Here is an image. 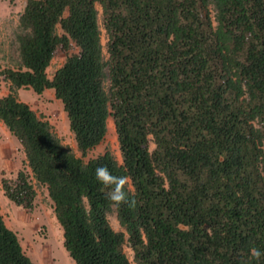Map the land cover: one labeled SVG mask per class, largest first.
I'll return each mask as SVG.
<instances>
[{
  "label": "trees",
  "instance_id": "trees-1",
  "mask_svg": "<svg viewBox=\"0 0 264 264\" xmlns=\"http://www.w3.org/2000/svg\"><path fill=\"white\" fill-rule=\"evenodd\" d=\"M16 43L0 120L27 168L2 189L26 212L46 189L75 264H264L250 257L264 252V0H27ZM21 89L55 92L81 157ZM110 120L122 161L86 160ZM102 165L130 178L136 206L111 210L125 232L105 215ZM0 264H35L1 209Z\"/></svg>",
  "mask_w": 264,
  "mask_h": 264
},
{
  "label": "rangeland",
  "instance_id": "rangeland-1",
  "mask_svg": "<svg viewBox=\"0 0 264 264\" xmlns=\"http://www.w3.org/2000/svg\"><path fill=\"white\" fill-rule=\"evenodd\" d=\"M26 3L27 0H0V70L14 67L18 59L16 34L19 31V18L26 7ZM98 9L102 25L101 7L98 6ZM102 42L104 53L106 54L107 39L105 31H103ZM65 61L66 55L59 52L48 70L50 78L63 66ZM0 87H3L5 91H9L8 86L1 84ZM18 97L22 102L31 106L38 116L51 124L54 133L62 140L65 146L78 157L82 156L77 149L74 135L70 131L69 120L64 111V106L56 98L53 90L39 95L31 89H21L18 91ZM13 139V142H9L2 134L0 135L1 144L8 142L11 145L10 149H6V152L4 151L5 153L0 147V206L3 208L2 214L6 224L18 234L24 250L35 264H75L64 247L63 230L56 220L53 202L49 198L46 189L38 187V198L35 209L32 212L24 211L4 195L2 179L15 177L18 172V167L14 169L13 173L8 172L6 168L7 162L12 158L15 149H21L22 147L15 137ZM11 149L13 152H10ZM107 150L113 152L119 162L122 161L115 125L112 120L109 121V131L105 142L91 152L86 160L103 154ZM15 153L18 155V152ZM23 153V150H21V156L24 155ZM109 220L116 231L125 232L120 226L115 213L109 215ZM125 251L130 260L133 261V251L129 247H125Z\"/></svg>",
  "mask_w": 264,
  "mask_h": 264
},
{
  "label": "clouds",
  "instance_id": "clouds-1",
  "mask_svg": "<svg viewBox=\"0 0 264 264\" xmlns=\"http://www.w3.org/2000/svg\"><path fill=\"white\" fill-rule=\"evenodd\" d=\"M95 178L102 185V190H106L105 199L108 202L106 216L111 214L113 208L119 209L122 205H127L129 208L136 206L135 199H130L126 191V187L130 182L128 176H115L107 166L102 165L95 169ZM262 255H264V252L260 249L255 247L250 249V257L255 261L259 262Z\"/></svg>",
  "mask_w": 264,
  "mask_h": 264
},
{
  "label": "crops",
  "instance_id": "crops-1",
  "mask_svg": "<svg viewBox=\"0 0 264 264\" xmlns=\"http://www.w3.org/2000/svg\"><path fill=\"white\" fill-rule=\"evenodd\" d=\"M1 84H3V86H8L9 91H5V89L3 87H0V98L7 96L9 94V92H10V84L9 83L4 82L3 80H1L0 81V86H1ZM1 134L9 142H13L14 141V139H13L14 136L9 132L7 127L0 120V135ZM7 143L8 142H4L5 145L0 143V147L3 150V152L4 151L6 152V149H10V147H11L10 143H8V144ZM14 146H17V145H14ZM21 150H23V147H21V149L20 148L19 149H17V148L15 149V152H18V155H17V153L13 152V150L11 149L10 152H13L14 154H13L12 158L9 159L8 162H7V167L6 168H7L8 172L13 173L14 169H17V167H18V172H19L20 170H22L25 167H27L26 155H25V153H23L25 156L24 155L21 156V154H20ZM0 209H1V213H2V211H3L2 206H0Z\"/></svg>",
  "mask_w": 264,
  "mask_h": 264
}]
</instances>
